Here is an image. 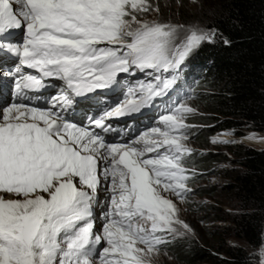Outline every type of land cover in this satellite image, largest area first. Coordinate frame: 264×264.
<instances>
[{
  "label": "snow or ice",
  "instance_id": "6c2138e0",
  "mask_svg": "<svg viewBox=\"0 0 264 264\" xmlns=\"http://www.w3.org/2000/svg\"><path fill=\"white\" fill-rule=\"evenodd\" d=\"M150 10L158 11L149 0H0V54L39 73L23 74L17 66L18 102L0 110V264H152L169 235L192 231L169 197L185 200L192 191L183 159L193 151L184 133L194 108L180 103L169 109L160 116L162 126L130 143H108L61 114L74 97L119 87L121 73H160L90 118L102 132L111 131L107 120L153 106L175 83L163 73H178L219 35L138 18ZM14 30L25 33L15 43ZM179 31L184 36L177 40ZM48 77L66 84L52 107L23 102ZM102 178L110 181L111 207L95 231L93 202ZM260 255L264 264V248Z\"/></svg>",
  "mask_w": 264,
  "mask_h": 264
},
{
  "label": "trees",
  "instance_id": "16d2710c",
  "mask_svg": "<svg viewBox=\"0 0 264 264\" xmlns=\"http://www.w3.org/2000/svg\"><path fill=\"white\" fill-rule=\"evenodd\" d=\"M202 16L205 26L219 35L213 43L199 47V57L193 63L194 74L201 75L194 81L199 88L194 93L196 105L204 107L205 112L190 122L206 124L202 133L198 130L197 141L204 145L203 138L221 131H231L235 136L243 135L245 130L263 133L264 0H209ZM224 39L230 44L225 45ZM225 147L234 157L228 159L232 167L223 189L238 212L230 218L217 216V219H229L231 224L224 228L227 235L243 240L247 247L221 240L212 246L213 253L201 237L176 240L166 247L178 262L252 264V258H257L254 251L264 239V148L245 144ZM214 158V154H208L187 158L186 163L198 166Z\"/></svg>",
  "mask_w": 264,
  "mask_h": 264
},
{
  "label": "rangeland",
  "instance_id": "374dc122",
  "mask_svg": "<svg viewBox=\"0 0 264 264\" xmlns=\"http://www.w3.org/2000/svg\"><path fill=\"white\" fill-rule=\"evenodd\" d=\"M209 0H149L152 5V9L147 13L142 14L141 19L148 21H156L160 23H170L173 25H183L185 29L189 27H196L208 30L202 21L203 13L207 10ZM184 36L183 31H179L177 40L182 39ZM196 52V53H195ZM198 49L194 51L186 60L191 63H195L198 58ZM200 71V70H199ZM202 71V69H201ZM200 71V72H201ZM147 77V79H149ZM201 75L194 74L191 78L192 81V93L180 101H169L168 104H164L157 108L151 109L150 114L138 122L144 126V130L141 132H148L153 127L162 126L160 124V116L167 114V111L171 108H175L180 103H186L196 111L187 117L186 123L190 126L185 130V135L188 139L186 144L193 149L190 155H186L183 159V165L188 170L187 174L190 179L187 181L188 187L192 189L186 196L185 200H180L175 196H170L173 199L177 207L180 209V219L185 221L190 228L191 232L185 233L183 236L173 238L169 235L167 238L169 243L176 240L186 239H199L201 237L206 241L210 247L211 252H215L212 246L218 244L221 240L225 244H236L247 247V244L241 239H235L227 235L225 226L231 224L230 220H220L217 216H224L225 218L232 217L233 214L238 212V209L230 205V195L224 191L223 185L227 181L226 174H228L232 165L228 159L232 160L234 154L225 147L226 144H245L256 149L264 148V132H258L253 130H245L243 135L238 139L231 131H221L210 135L207 139H202V142L206 144L202 145L197 141L196 134L198 130L201 133L205 130L206 124L191 123L190 120L194 118H200L205 112V108L197 106L194 93L198 91V87L195 85V79L199 80ZM205 90H209L206 88ZM1 107V106H0ZM141 135V134H140ZM221 137L222 140L228 141V143H213V139ZM138 138V137H135ZM133 138L134 140H136ZM258 140V141H257ZM140 147V146H139ZM142 147V146H141ZM208 154H214L215 158L212 161H208L203 164L188 165L187 158L195 159L197 156H203ZM102 176V174H101ZM110 188V181H104L102 178L100 189L97 192V200L95 204L97 215L103 217L104 213V201L102 200V190ZM204 193H201V190ZM205 190V191H204ZM105 221L103 220V223ZM102 222L97 224L96 231L101 229ZM181 231H184L181 229ZM167 243V244H169ZM264 248V239L262 244L255 249L254 253L257 254V259H254L252 264H260L261 262V249ZM152 264H185L173 259L165 245H161L159 252L154 254L151 258ZM195 264H208L204 261H199Z\"/></svg>",
  "mask_w": 264,
  "mask_h": 264
},
{
  "label": "bare ground",
  "instance_id": "6f19581e",
  "mask_svg": "<svg viewBox=\"0 0 264 264\" xmlns=\"http://www.w3.org/2000/svg\"><path fill=\"white\" fill-rule=\"evenodd\" d=\"M0 72H1V69H0ZM5 106L6 105H1V107H0V110H2L3 108H5ZM116 126H119V124H116ZM121 126V125H120ZM122 127V126H121ZM126 136V134H123V137H125ZM220 139H221V137H219ZM109 139H110V137H109ZM258 141V140H257ZM138 146V145H137ZM141 146V145H140ZM103 167H104V165L102 164L101 165V174H102V170H103ZM102 191L101 192H104V190L103 189H101Z\"/></svg>",
  "mask_w": 264,
  "mask_h": 264
},
{
  "label": "built area",
  "instance_id": "2783aa9c",
  "mask_svg": "<svg viewBox=\"0 0 264 264\" xmlns=\"http://www.w3.org/2000/svg\"><path fill=\"white\" fill-rule=\"evenodd\" d=\"M221 256H223L222 254H221ZM254 259H257V258H252V260L254 261ZM261 260V259H260ZM260 264H261V262H260Z\"/></svg>",
  "mask_w": 264,
  "mask_h": 264
},
{
  "label": "water",
  "instance_id": "95a60500",
  "mask_svg": "<svg viewBox=\"0 0 264 264\" xmlns=\"http://www.w3.org/2000/svg\"><path fill=\"white\" fill-rule=\"evenodd\" d=\"M238 137V139L240 138V136H237Z\"/></svg>",
  "mask_w": 264,
  "mask_h": 264
}]
</instances>
